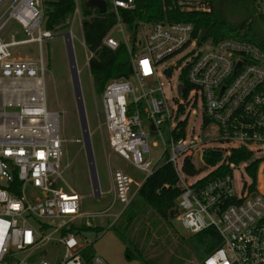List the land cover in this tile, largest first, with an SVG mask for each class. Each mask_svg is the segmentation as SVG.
I'll use <instances>...</instances> for the list:
<instances>
[{
    "label": "built area",
    "instance_id": "1",
    "mask_svg": "<svg viewBox=\"0 0 264 264\" xmlns=\"http://www.w3.org/2000/svg\"><path fill=\"white\" fill-rule=\"evenodd\" d=\"M105 1L116 23L103 44L115 50L124 43L133 74L106 83L103 124L111 149L143 171L144 178L136 183L124 170L113 171V202L104 210L83 211V197L62 175L61 112L50 110L46 101L42 46L53 33L44 25V1L11 0L0 11V78L10 80L4 87L9 97L0 110V264H109L91 251L90 243L81 242L86 232L81 226L109 217L117 203L121 209L113 222L119 220L143 182L164 162L172 163L182 188L177 219L191 234L213 228L221 237V245L203 264H264V192L251 191L241 173L237 178L240 170L234 164L232 173L218 176L209 175L214 166L193 175L183 168L186 155L209 145L264 153V50L232 38L201 41L194 24L184 21H140L133 33L122 10L133 9L135 0ZM175 2L181 10L209 9L194 0ZM75 4L74 18L81 14L79 0ZM253 6L264 20V0H253ZM12 21L22 28V38L14 33L4 37ZM69 33L72 42L74 34ZM31 43L38 45V57L14 53ZM83 45L89 63L93 53ZM172 69L177 82L168 80L174 77ZM178 83L184 84L181 95ZM188 100L198 102L194 112L204 121L205 138L195 133L180 139ZM151 139L156 140L153 147H159L157 141L164 147L157 162L152 161ZM78 141L86 149L85 140ZM93 189L96 197L105 195L98 175Z\"/></svg>",
    "mask_w": 264,
    "mask_h": 264
},
{
    "label": "trees",
    "instance_id": "2",
    "mask_svg": "<svg viewBox=\"0 0 264 264\" xmlns=\"http://www.w3.org/2000/svg\"><path fill=\"white\" fill-rule=\"evenodd\" d=\"M201 2L209 9L181 10L175 0H135V7L131 10H122V17L133 33L140 21L149 23L163 20L184 21L194 24L196 36L206 29L208 31L206 40L212 43L232 38L252 42L264 50V20L256 14L253 0H202ZM75 6V0L46 1L44 4L45 27L56 31L57 27L67 26V21L75 12ZM81 11L84 16L83 41L88 51L93 53L88 63L89 71L95 90L101 94L108 81L131 78L133 69L130 55L124 43L115 50L103 44V39L116 23V16L113 13L109 10L100 13L97 8L86 7L84 3ZM183 75L180 77L181 81H184ZM183 110L182 105L180 113ZM253 157L254 152L243 147L228 149L209 145L201 151L203 163L206 166L216 167L209 173L210 176L232 173L230 164L238 167L243 162L253 160L246 165L244 172L249 178L251 177L248 180L249 183L255 182L260 161V159L254 160ZM183 168L188 175L196 174L201 170L195 165L192 155L185 156ZM249 188L253 190L252 184ZM181 192L179 177L171 162L158 165L153 174L143 182L135 200L123 212L121 219L113 225V227L118 226V234L125 243L129 244L125 247L128 258L141 255L145 261L148 258L152 262L161 264L165 257L168 259L166 263L174 262V256H167L166 250L162 249V253L158 254V250L155 249L157 241H152V230L154 229L162 237L166 230L162 225H158L161 227L157 228L159 221L153 217L152 212L169 227L170 231L172 221L179 214L177 199ZM149 212L151 214H148ZM145 218H150V221L146 222ZM84 229L89 230V227ZM189 241L194 248L193 258L195 257L202 264L204 258L216 250L222 242L218 232L213 228L194 233ZM159 244L162 243L159 242ZM176 262L195 264L191 261L186 263L184 260Z\"/></svg>",
    "mask_w": 264,
    "mask_h": 264
},
{
    "label": "rangeland",
    "instance_id": "3",
    "mask_svg": "<svg viewBox=\"0 0 264 264\" xmlns=\"http://www.w3.org/2000/svg\"><path fill=\"white\" fill-rule=\"evenodd\" d=\"M11 0H0V11L4 9ZM44 4L46 1L54 0H43ZM198 4H202V0H194ZM85 0H79L80 6ZM200 2V3H199ZM202 7V6H201ZM203 9V8H202ZM84 19L82 11L80 16L74 15L67 21V26L57 27L56 31H52V37L45 39L42 46V55L46 64V74L44 79L45 92H46V101L47 106L50 110L60 111L61 112V132L62 137L65 139L63 144L64 156L62 159L63 167V178L65 181L73 187L82 197V205L84 212H92L97 210L106 209L114 199L113 193L109 192L110 189V178L111 173L117 169H122L128 173L136 183H140L144 178V172L140 169L133 166L128 160L124 159L117 153H115L109 146V142L105 133V126L103 124V108H102V95L95 90L93 78L89 71V65L86 56V48L83 45V31L80 24V18ZM74 18V19H73ZM12 22L8 24L5 29L6 34L10 31H15ZM73 32L74 38L72 41V48L74 56L76 59L77 68L79 70V79L80 86L83 96L84 109L86 112L87 122L89 133L92 143V151L94 158V165L96 173L98 175L100 186L105 192V195L96 197L93 194V183L90 172V167L87 159L86 149L83 147V142L78 141L83 140V132L81 127V122L79 118L78 105L75 97L74 86L71 76L70 60L68 55V50L66 47L64 33ZM126 34H129L128 30L125 31ZM18 34V33H17ZM20 34V33H19ZM113 36L117 39L123 40V35L120 33H113ZM14 53L19 56L29 55L31 57L39 56L38 45L35 43L19 46L15 49ZM171 71V70H170ZM169 72V74H171ZM174 77H168L170 82H177V70L172 69ZM181 81V80H180ZM10 84V80L0 78V110L4 99L9 97L8 93L4 92V87ZM178 83L177 91L179 88ZM183 90V89H182ZM182 90L178 92L179 95L182 94ZM165 92L167 95L171 93L169 88L166 86ZM198 102L195 100L191 101V110H189V115H186L188 106L184 114L186 115L183 120L182 128L180 129V139L192 135H199L203 137L206 133V129L202 127L204 121H201V116L199 113H195L196 106ZM186 118V119H185ZM201 127V128H200ZM185 132H184V129ZM182 131L184 132L183 134ZM205 137V136H204ZM204 140V139H201ZM201 140H196L201 141ZM155 139L150 140V145L152 146L155 143ZM159 147L152 146V161H159L161 154L163 152V145L160 141H157ZM193 161L195 165L201 169L200 173L207 172L213 166H206L201 158V150L196 149L192 151ZM254 160L260 159L258 162L257 169V178L252 184L253 190L257 192H264V153H254ZM164 159L161 160L163 162ZM253 160H248L241 163L237 168L236 177H239L241 173L243 180L247 181L251 179L249 176L244 173L246 171V165H249ZM70 162L69 165L67 163ZM134 190L138 189L137 184L133 186ZM252 188V187H251ZM137 197V193L134 196V199ZM121 209V205L117 203L114 208L111 210V215L107 218H92L90 219V224H84L81 227L88 228L83 237L82 243H90L91 251L97 255L104 257L109 264H160L152 262L147 258L145 261L141 255H135L132 258H128L125 254V247L129 244L118 234V226H110L114 220V214ZM148 214H151L150 212ZM153 214V217L156 218L159 222L157 223V228L162 225L165 227V235L162 237L156 233L153 229V234L151 235L152 241H157L156 248L158 254L162 253V249L166 250L167 256H174V262H168L167 258L164 257V262L161 264H181L176 261L184 260L186 263L193 262L195 264H202L198 262L194 255V248L190 245L191 234L185 227L182 225L181 221L177 218L172 221V229L169 231V227L159 218L156 214ZM123 215V213H122ZM121 215V217H122ZM120 217V219H121ZM119 219V220H120ZM146 222L150 221V218H145ZM118 220L113 222L115 225ZM102 229L101 231L90 229ZM118 228V230H117ZM85 230V229H84ZM173 230V231H172ZM179 237V238H178ZM166 241V242H165ZM163 246H161L162 244ZM133 248V247H132ZM134 252V250H133ZM174 254V255H173Z\"/></svg>",
    "mask_w": 264,
    "mask_h": 264
},
{
    "label": "water",
    "instance_id": "4",
    "mask_svg": "<svg viewBox=\"0 0 264 264\" xmlns=\"http://www.w3.org/2000/svg\"><path fill=\"white\" fill-rule=\"evenodd\" d=\"M86 7L90 8H97L100 13H105L107 12V3L105 0H85L84 2ZM208 31L206 29H203L200 33V40H204L207 37ZM65 37V42H66V47L68 50V55H69V60H70V68H71V76H72V81H73V86H74V92H75V97L78 105V111H79V118L81 122V127H82V132H83V139L86 142V153H87V159L90 167V172H91V177H92V183L93 187L97 186V174H96V169L94 165V158H93V149L91 145V137L89 133V128H88V122H87V117H86V112L84 109V104L82 102V91L79 83V77H78V71L76 67V60L72 48V42L69 41L67 38L69 37L70 33L66 32L63 34ZM184 88V84L181 83L178 88V92H180Z\"/></svg>",
    "mask_w": 264,
    "mask_h": 264
},
{
    "label": "crops",
    "instance_id": "5",
    "mask_svg": "<svg viewBox=\"0 0 264 264\" xmlns=\"http://www.w3.org/2000/svg\"><path fill=\"white\" fill-rule=\"evenodd\" d=\"M8 5V4H7ZM3 10V9H2ZM12 24H13V27L16 29L15 31H10L8 34L4 33V37L7 38L9 37V35L11 33H14L16 35V37L19 39V38H22L23 37V31H22V28L14 21H12ZM18 33V34H17ZM20 33V34H19ZM26 57H28L29 55H25Z\"/></svg>",
    "mask_w": 264,
    "mask_h": 264
},
{
    "label": "bare ground",
    "instance_id": "6",
    "mask_svg": "<svg viewBox=\"0 0 264 264\" xmlns=\"http://www.w3.org/2000/svg\"><path fill=\"white\" fill-rule=\"evenodd\" d=\"M189 110H191V103H190V100H188V110L186 111V115H189ZM185 115V116H186ZM186 119V118H185ZM184 129V132H185V129L186 128H183ZM183 131H182V133L181 134H183L184 133ZM200 136V135H199ZM204 136L206 137L207 136V134H204ZM201 137V138H205V137Z\"/></svg>",
    "mask_w": 264,
    "mask_h": 264
}]
</instances>
